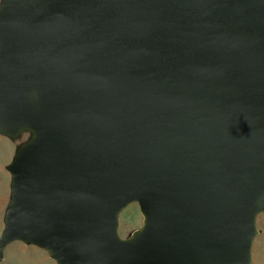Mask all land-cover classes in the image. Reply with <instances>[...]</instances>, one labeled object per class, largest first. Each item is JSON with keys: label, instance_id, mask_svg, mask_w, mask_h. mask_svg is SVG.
Segmentation results:
<instances>
[{"label": "water", "instance_id": "95a60500", "mask_svg": "<svg viewBox=\"0 0 264 264\" xmlns=\"http://www.w3.org/2000/svg\"><path fill=\"white\" fill-rule=\"evenodd\" d=\"M12 241L58 264H252L264 0H3ZM143 227L124 240L119 212Z\"/></svg>", "mask_w": 264, "mask_h": 264}, {"label": "rangeland", "instance_id": "374dc122", "mask_svg": "<svg viewBox=\"0 0 264 264\" xmlns=\"http://www.w3.org/2000/svg\"><path fill=\"white\" fill-rule=\"evenodd\" d=\"M3 0H0V6ZM33 132L24 129L15 135H7L0 131V236L5 217L11 202L12 174L9 166L19 149L29 142ZM144 215L137 202L124 207L118 214L117 232L120 238L129 240L141 230ZM257 234L252 244V264H264V213L256 216ZM0 264H58L45 248L23 240H15L7 244L0 254Z\"/></svg>", "mask_w": 264, "mask_h": 264}]
</instances>
